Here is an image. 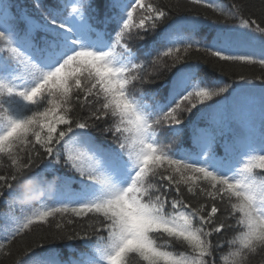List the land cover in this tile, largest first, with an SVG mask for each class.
Masks as SVG:
<instances>
[{"label":"snow or ice","instance_id":"obj_1","mask_svg":"<svg viewBox=\"0 0 264 264\" xmlns=\"http://www.w3.org/2000/svg\"><path fill=\"white\" fill-rule=\"evenodd\" d=\"M190 4L217 18L161 0H0V264L264 258V74L207 71L264 68V0ZM165 72L157 99L144 85Z\"/></svg>","mask_w":264,"mask_h":264},{"label":"trees","instance_id":"obj_2","mask_svg":"<svg viewBox=\"0 0 264 264\" xmlns=\"http://www.w3.org/2000/svg\"><path fill=\"white\" fill-rule=\"evenodd\" d=\"M224 3H227L228 0H221ZM32 2V0H25L26 5H30ZM253 2H256V0H253ZM162 4L165 5H173V10H172V14L174 17H179V16H199L201 19H203V17L208 16L211 19H216L217 18V14L212 12L211 9H207L205 7L202 6H196V5H192L190 4V0H161ZM221 4V3H220ZM207 33V38L208 40L211 39V37L214 35L213 32H211L207 25H205L204 29L201 30V32L199 34H197L196 39H201L204 34ZM140 42L136 41L134 42V47L136 45H138ZM194 58L195 57H200L201 62H203L206 59H210L208 57L205 56L204 53H193ZM221 66L223 68V71L225 73H227V75L229 77H231V79L229 80V82H231V80H237L239 76L243 75L246 76L249 80H254L255 77L261 76L262 74H264V68H262L259 64H253V65H244V64H237V65H231V64H223V62H220L219 65H217L215 67V69L213 68L212 64H208L207 65V71L209 73H212L213 71L219 73L221 71ZM171 75L170 72H165L163 75H161V77L156 80L154 83L152 84H146L144 86H149L153 91H159L160 92V96L157 97V99H161V97L163 96V94L166 93V88L167 85L165 84V81L167 80V78ZM256 85L260 84L259 80H255ZM191 119L193 121H197V116H192ZM252 119L255 122V126H257V128H255L257 135L259 134V130H260V115H259V110L257 108V110L255 111V113L252 116ZM200 124H203V122L201 121ZM98 140L103 139L101 133L99 132H94L93 133ZM110 142V141H108ZM218 155H223V150L221 151V153L218 152ZM2 170V169H0ZM257 172H259L260 170L257 169ZM52 172V171H51ZM55 175H61L63 174V170H59L56 172H52ZM74 187V186H73ZM6 211L5 207L0 204V213ZM19 215V213H17ZM3 221L2 219H0V225H2ZM226 238L230 239L231 236L230 234H226ZM78 251H86V249L83 248L81 242L76 241L74 242L73 245ZM57 251L60 253V258L64 259L67 258L68 255H70L71 253L69 252L68 249L64 248L63 245L61 244H57L56 245ZM24 250V246L21 245H17L14 248V252L16 253V256L13 257V259H15L17 256H19L20 254H22ZM227 249L225 248L224 250V254H226ZM217 258L218 260L221 259V254L217 253ZM254 264H264V258H257L256 261H254Z\"/></svg>","mask_w":264,"mask_h":264}]
</instances>
